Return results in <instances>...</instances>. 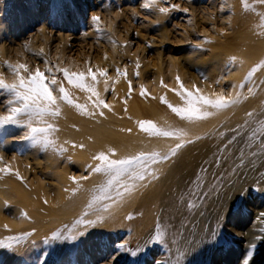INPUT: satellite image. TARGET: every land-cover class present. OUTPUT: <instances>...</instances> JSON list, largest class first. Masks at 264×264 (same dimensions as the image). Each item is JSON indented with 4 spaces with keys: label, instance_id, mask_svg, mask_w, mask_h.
Wrapping results in <instances>:
<instances>
[{
    "label": "rangeland",
    "instance_id": "1",
    "mask_svg": "<svg viewBox=\"0 0 264 264\" xmlns=\"http://www.w3.org/2000/svg\"><path fill=\"white\" fill-rule=\"evenodd\" d=\"M247 3L250 8L248 11H245L243 0H0V74H3L7 83L14 82L16 77L6 62L12 65L18 62L27 64L30 72H34L37 67L41 71L51 68L58 82H62L70 95H74L78 101L82 98L81 95L92 94L70 86L63 79L62 73L57 72V67L76 73H87L89 67L94 71L97 68L107 69L108 76H98L94 87L97 93L100 91L99 98L110 106H101L103 115L100 112L98 118L90 117L92 122L86 124L75 115L77 111H72L74 104L83 105L86 101L73 104L60 102L59 115L47 118V123L53 125L56 133L55 136L52 131L48 133L51 143L47 147L43 142L33 144L30 138H24L29 131L26 125L7 124L0 127V169H6L0 172V221L2 219L3 222L16 226V230H8L0 236V241L12 243L11 248L0 247V264H106L113 255L116 256L114 264H161L158 262L159 257L163 256L164 260H168L167 244L148 243L154 234L155 224L159 222L162 225L161 221L173 222L177 216L181 220L186 219L180 224L181 232L178 237L179 251L186 253L188 247L185 244L190 245L195 236L187 235L196 227L194 218L198 214H205L207 198L212 194L219 196L222 190H227L229 182L226 181L236 171V162L242 168H247L239 171L235 179L238 181L237 185L232 186L238 187L235 190L241 188L244 191L239 197L235 195L231 199L233 204L230 205V216L228 214L226 218L230 217L235 221H230L231 224L225 218L224 223L243 231L257 227L255 218L260 215L254 213L264 209V162H250L253 165L247 166L249 161L238 157L240 161L236 160L233 165L234 159L230 156H254L256 149L259 150V142L254 145L255 149L246 146V141H252L249 138L257 133L261 122H264V99L257 101V95L262 94L263 87L255 86L252 79L237 84L236 62L219 54V46H229L241 41L242 23L244 19H249V14H260L258 4H262L261 0H247ZM173 4H178L180 8L172 9ZM160 8H167L168 11L161 13ZM183 9H188V12L185 13ZM93 16L100 17L98 25L93 23ZM137 61L141 65L138 70ZM256 66L254 64L249 71ZM117 68L121 73L126 70L127 76L117 75ZM137 71L139 76L136 75ZM263 73L264 68H258L252 77ZM177 76L187 90L195 92L199 89L200 94L212 99L217 94L235 96L239 92L243 99L246 97L245 100H251L254 105L245 104L244 100L231 107L234 112L227 115L229 119L226 118L222 123L225 124L230 119L234 121L224 129L215 126L205 134L203 141L208 137L210 141L206 144L202 141L199 144L200 150L194 151L196 163L191 164L183 175L166 182L167 187L160 195V206L154 212L157 222L138 235L137 223L144 213L133 211L135 208L140 210L139 201L143 200L142 195L160 178L153 168L156 176L151 179L149 176L147 181H135L138 182L137 187L125 198V203H133L131 206L123 210L113 207L111 215L107 213L108 216L104 217V222L80 230L84 235L79 236V231L70 230L67 226L69 221L47 225L38 230L37 223L27 215L28 210L18 204V201L24 199L22 196L31 192H37L39 196L41 193V203L48 209L51 205L53 209L52 219H59L62 215L58 212L72 209L61 204V194H65L64 198L68 197L65 199L67 203L70 188L81 189L87 185L102 195L96 189L108 179L103 174L89 170V166L99 163L94 159L100 153V150L95 149L94 138L88 137L87 144L75 141L66 143V148H76L84 154V157L74 160L65 155L61 144L55 141L62 135L58 133L62 130L61 126L75 128L87 125L95 129L93 135L86 133L87 136H108L112 125L119 123L118 120L110 119L109 113L120 110V113H124L122 116H125L126 107H143V116L132 126L141 132H144L140 128L143 121H152L159 127L151 107L159 110L166 119V124L177 123L178 115L169 107H177L174 101H170V98H175L174 93L181 90ZM129 81L133 89L131 92ZM88 82L92 83L90 78ZM242 84L245 85L243 88L240 87ZM249 89L252 91L249 92ZM144 90L145 94L142 95ZM162 97L166 102H162ZM9 99L11 97L0 90V115L8 114ZM132 101L136 102L131 103ZM236 112L240 113L239 117L233 115ZM249 113L252 115L249 116ZM77 115L83 118L82 114ZM129 129L132 130L128 127V132ZM250 133L252 135L249 136ZM233 137L235 140L229 144ZM109 153L112 158H117L112 151ZM198 158L202 159L199 161ZM17 174L23 179H18ZM73 176H86L87 179H82L77 184L71 179ZM126 180L127 178L123 181ZM252 180L257 182L250 185L247 191V186H243L245 182L240 185L242 187L239 186L241 181ZM147 182H150L149 186L146 185ZM131 183L129 181L130 187ZM135 190L143 191L138 201ZM111 195L115 196V190H112ZM73 196L74 194L71 197ZM33 198H36L35 194ZM166 200L176 202L180 207L165 206ZM89 201L91 199H86L85 202ZM73 202L68 203L72 205ZM82 204V201H78L76 206ZM183 207L187 208V213H183ZM246 214L249 218L244 219L245 224L239 229L236 222L242 220ZM129 216L131 219L127 218ZM74 218L75 213L69 219L73 222ZM183 225L186 226L185 229ZM25 233L30 235H24ZM54 233H59L60 238H52ZM71 235L79 237L75 240L67 238ZM20 236L23 239L19 242L7 240L8 237ZM217 238L211 249L207 246L202 254L211 255L214 252L215 256L219 249L222 255L219 256L218 252L216 258L214 257L216 264H225L224 255L231 256L227 264H241L245 255L242 246L244 240L234 233L226 234L224 229ZM120 242H127L130 249L139 248L140 251L135 255L122 251L117 253L116 245ZM171 248L169 245V250ZM197 253L196 251L194 255ZM208 264H212V261H208ZM258 264H261V260Z\"/></svg>",
    "mask_w": 264,
    "mask_h": 264
},
{
    "label": "bare ground",
    "instance_id": "2",
    "mask_svg": "<svg viewBox=\"0 0 264 264\" xmlns=\"http://www.w3.org/2000/svg\"><path fill=\"white\" fill-rule=\"evenodd\" d=\"M258 7L260 8V14L264 13V3L258 4ZM251 15L249 14V19L246 18V20H243L242 26H243V32L240 36L241 41L238 43H233L232 45L226 46L221 45L219 46L220 55L223 56L225 59L236 62V72L235 75L237 76L236 81L237 84H241L245 77L247 76L250 68L256 64L258 65L260 61L264 60V25L261 24V15ZM259 46V47H256ZM232 58H235L234 60ZM226 61V60H225ZM262 73V72H261ZM252 83L255 86H262V94L259 96L257 95V101L260 102L264 99V73L258 74L251 78ZM250 79V80H251ZM257 79V80H256ZM248 80V82L250 81ZM256 80V81H255ZM255 89V87H254ZM258 89V88H257ZM261 89V88H259ZM98 91V90H97ZM181 91V90H180ZM180 91H176L174 94L175 98H170V101L175 102V106L177 107H184L185 101L181 97V95L177 94ZM191 91V90H189ZM100 95V91H98ZM260 93V92H259ZM82 98H79L78 101H76L75 96H71L73 103L75 102H82L86 101L85 104L81 105L83 111H86L88 113H91L90 115L83 114L81 109H78L75 107L76 104H74V109L72 111H77L75 115L82 119L84 123L92 122L90 117L98 118V113H100L102 108H97L95 105V101L97 96L90 95L88 93H85ZM245 99L242 98V102ZM136 101H132L131 103H135ZM245 104H251V100H245ZM68 104V103H67ZM125 105V104H124ZM259 105V103H258ZM126 114L125 116H122V113H120V110L115 113H109L110 119L118 120L119 123L113 124L112 127L109 129V135L104 137L95 138L94 136H87L86 133L93 135L94 128L90 126H81L72 128L71 126L67 125L66 127H62V130L58 131V133H61L62 135L59 136L55 141L57 143H60L63 147V153L67 155L68 157L74 158V160H79L80 158L84 157L83 152L79 151L76 148H70L67 146L66 143H69V141H75L79 142L81 144H87L89 142L88 137L94 138V145L95 149L100 152L109 153L112 151L113 155L115 154V157L117 158H123L126 156H131L140 152H157L162 156H166L171 149L175 148L177 143H184L185 147L181 148L175 156H172L167 159L166 162H160L155 165H153V168L156 170L157 175L159 174V180L156 184H154L150 190H148L147 193H144L142 195L141 201H139V209L135 208L133 211L135 213L137 212H143L144 215L140 219V221L137 223L136 230L139 228V231L137 232L138 235H141L145 229H147L149 226L155 224L157 222V215L154 213L155 208H158L159 201H160V195L162 193V190L167 187V181L176 179V177L183 175L185 171L190 167L191 164L196 163V156L194 154V151L200 150L201 146L199 145L203 138L205 137V134L211 131V129L215 126L222 127L223 129L228 127L229 124H231L233 120H229V122H225V124L222 123L226 118L227 115L234 112L232 108L222 110L218 113H216L213 116L199 119L192 123H187V120L181 119L179 116L178 122L174 124H166V119L162 117L159 110H157L156 107L152 108V113L159 124L160 129L162 130H170L175 128H183L187 132V136L183 140V142H177L176 138H163V137H155L150 136L146 132H141L137 130L136 128H132L136 121H138L143 116L142 108H133L126 107ZM254 109V107H253ZM77 114H82L83 118L78 116ZM124 114V113H123ZM233 115L236 117H239L240 113L236 112ZM172 116V115H168ZM112 121V120H111ZM130 127L132 130L127 131V128ZM56 135L55 131L52 130L51 132ZM201 135V136H200ZM252 135V133L249 134V136ZM200 139L195 140V138L199 137ZM262 137L255 135V138L252 139V141L248 140L246 141V146L255 148V144L258 142H261ZM54 141V142H55ZM210 141V138L208 137L206 140L203 141L204 144ZM256 149V148H255ZM259 150L256 149L257 153L254 154V156H241L239 154H232L230 157L234 159L233 165L235 164L236 160H239V158L249 161L247 166L253 165L250 162L255 161H263L264 159V150L260 146L258 147ZM97 151H94L95 154H98ZM183 153V154H180ZM179 155V156H177ZM199 156L201 157V153H199ZM239 157V158H238ZM202 158H198L200 161ZM247 168V167H244ZM240 166V163H237L234 165V170H236L231 177H229V180L226 181V183L229 184V187L227 190H222L220 195L212 194L208 200V204L206 207L205 214L197 215L194 218L196 227L192 230H190L187 235L194 234V238L192 240V243L185 244V247H188L186 249V253L182 254L181 251H179L178 246V237L180 235V224L186 220H181L182 218L180 216H177V218L173 222H162L163 227L167 230V235L165 237L167 241V257L168 260L171 262V264H176L177 260L179 259L181 261V264H208V261H212V264H216V255H218L219 249L216 251V255L213 256L214 252H212L211 255H203L202 251L205 250V248L208 246L211 249L212 245L215 242H217V237L220 231L224 229L226 234L233 233L238 237L243 239V248L245 250V256L247 255L249 249L252 245H255V248L253 250V257L251 260V264H258L261 260V264H263L264 261V218H262V214H264V209H262L259 212L254 213V215L259 214L260 216H257V227L250 228L248 230H237L233 229L230 226H227L225 222L226 216L230 213V205L232 203L231 199L235 195L241 194L244 190H235L238 187L232 186L237 185L236 177L238 176V173L240 170H243ZM158 171V172H157ZM149 177V176H148ZM146 178V181L148 179ZM150 179L152 178L149 177ZM264 180V174L263 179ZM122 182V181H121ZM124 182V181H123ZM145 182V181H144ZM172 182V181H171ZM175 182V181H174ZM242 182H245L243 186H247L246 190L250 187V185H253L254 182H257V180L252 181H241L239 186L242 184ZM138 183V182H137ZM136 183V185H137ZM141 183V182H140ZM143 183V182H142ZM260 183V182H259ZM131 185V184H130ZM147 186L150 185V182L146 183ZM81 186V185H80ZM257 186V185H256ZM242 187V186H240ZM69 190V189H68ZM95 189H90L87 185L83 186V188H70V194H69V201H74L72 205H75L74 207L70 205L68 202H65V194H61L60 201L62 205H67L71 207L72 209H65L62 212H58L59 215H62L59 219H52V215L54 214L53 209L51 205L48 207H44V204L41 203L42 201V194L39 193V196L37 195V192H31L27 193L25 196H22L24 199L22 201H18V204L21 205L23 208H26L28 211L26 212L27 215H30L34 221L37 223V226L39 227L38 230L44 229L47 225H53L59 222H67L68 228L72 231H80L83 230V225L79 226L78 229H72V224L75 220L81 219L83 217V213L85 209L87 208V202L86 199H91L95 196L98 199V202L101 204H109L111 205L113 201L111 199L105 198V193L102 192V195L97 194L94 192ZM137 201L140 199V195L143 191L135 190ZM237 191V192H235ZM15 193H18V190L14 191ZM234 192V193H233ZM233 193V194H232ZM264 193V190H263ZM36 195V198H33V195ZM74 194L73 197H71ZM93 197H91V196ZM223 195V197H222ZM68 196V194H67ZM128 195L127 197H129ZM236 196V197H237ZM239 197V196H238ZM17 199V197H15ZM83 199V200H81ZM101 199V201L99 200ZM77 200V201H76ZM103 200V201H102ZM78 201H82L83 204L80 206H76ZM1 202V201H0ZM45 202V199H44ZM49 201L47 202V204ZM132 202H123L117 205V208L120 210H123L124 208H127L131 206ZM233 204V203H232ZM165 206H174V207H180V205L176 202L171 201H165ZM254 211V210H253ZM75 213V218L73 222L69 219L70 216ZM183 213H187V208L183 207ZM219 213V215H217ZM104 217H107V213L102 214ZM230 216V214H229ZM90 220L96 221L98 219L97 215L94 214V211H90L89 215L87 217ZM249 216L246 214L242 220H239L236 222L238 225L237 227L239 229L242 228V226L245 224L244 219H248ZM114 219V218H113ZM105 220V219H104ZM108 221V220H107ZM111 221V219H110ZM226 221L229 223L234 222L235 220L233 218H226ZM231 221V222H230ZM104 222V221H103ZM66 223V222H65ZM201 223V224H200ZM232 224V223H231ZM175 226L174 228L172 226ZM44 227V228H43ZM186 226L183 225V229H185ZM8 230L14 231L16 230V226L10 225L7 222H3L2 219L0 221V236L4 233H7ZM70 230H66L70 232ZM229 231V232H228ZM215 233V235H213ZM169 245L172 247L171 250H169ZM198 252L196 255H194L195 252ZM193 254V255H191ZM222 255V252H219V256ZM213 257V258H210ZM215 257V258H214ZM242 263L243 264V260ZM211 259V260H210ZM223 259H225V264L229 263L228 261L231 260V256L224 255ZM164 260V257L161 256L158 258V262L161 263Z\"/></svg>",
    "mask_w": 264,
    "mask_h": 264
},
{
    "label": "snow or ice",
    "instance_id": "3",
    "mask_svg": "<svg viewBox=\"0 0 264 264\" xmlns=\"http://www.w3.org/2000/svg\"><path fill=\"white\" fill-rule=\"evenodd\" d=\"M264 3V0H261ZM245 11L250 10L247 0H243ZM147 7V5H145ZM172 9H179L180 6L178 4L171 5ZM159 11L161 13H166L168 11L167 8H160ZM185 13L188 12V9H183ZM261 24L264 25V13H261ZM94 24H99L100 17L93 16L92 17ZM97 31H100L97 28ZM114 43V41H113ZM127 42H125V46ZM151 46L150 44L148 45ZM233 60L235 58H232ZM7 67L14 72L16 80L12 83H7L3 78V74H0V90L5 91L11 99L7 101L8 104V114L0 115V127L7 124H23L26 125L29 129L28 133L24 138H30L33 144L44 143L45 147H47L51 141L48 139V133L53 129V125L47 123V118L55 117L60 113V102H67L68 104H73V100L71 98L68 90L63 86L62 82H58L56 75L52 72L51 68H47L46 71H41L39 67L35 69L34 72L29 71V67L24 63H17L16 65H12L7 63ZM137 70L141 67L139 61H137ZM258 68H264V60L260 61V63L254 67L251 71L248 72L245 77V81H248L252 78L254 73L258 70ZM117 75L127 76L126 70L121 73L120 69L117 68ZM57 72L62 73L63 79L67 81L70 86L75 88H79L82 91H87L94 96H97L96 101L94 102L96 107L109 108L110 106L106 103L105 100L99 98V94L96 92L94 87L95 82L100 77H107L108 70L107 69H99L97 68L95 71L89 67L87 73L85 72H70L67 68L60 69L57 67ZM23 73H28L25 76ZM139 76V71L136 73ZM89 78L92 83H89ZM177 83L180 85L181 91L178 93L185 101L184 107H171L172 111L176 113L181 119L187 120L189 122H195L199 119H204L210 116L215 115L216 113L234 107L242 102V93H237L235 96H226L223 94H217L215 99H212L208 96L200 94V90L196 89L195 92L189 91L183 87V83L180 80L179 76H177ZM162 86L163 81H161ZM245 85H240L243 88ZM132 85L131 81H129V91L131 92ZM145 91H142V95L145 94ZM175 91V90H173ZM252 89H249L251 92ZM162 102H166V100L162 97ZM246 99V97L244 98ZM75 107L81 109L83 114L90 115L86 111H83L82 106L76 104ZM103 115V112L100 113ZM249 116L252 113L248 114ZM34 124H45L44 127L34 126ZM140 128L148 133L150 136L155 137H163V138H176L177 140L183 141L187 136V132L183 128H175L170 130H162L156 126V124L152 121H143L140 123ZM129 131H131L129 129ZM259 134L261 139V148L264 150V122H261V125L257 131V133L253 134V137L249 139H253L255 135ZM199 139V137L197 138ZM235 140V137L232 138L228 143L231 144L232 141ZM80 147H83L81 145ZM185 147L184 143H177L175 148L171 149V151L166 155L162 156L157 152L145 153L140 152L138 154H134L131 156H126L123 158H112L110 153L100 152L98 155L94 156V159L99 161L98 164L94 166H89V170L93 173H99L106 176L108 179L102 184L96 191H101L105 193L106 199H111L113 203L109 204H99L98 199L94 196L91 201L88 202L87 208L83 213V217H87L90 211H94V214L97 215L98 219L96 221L93 220H85L83 217L81 219H77L72 224V229H78L79 226L83 225L84 228L89 226H95L97 223H102L104 221L103 213H108L111 215V209L120 203H123L125 198L130 195L133 190L137 187L135 181H143L148 176H156L155 171L153 170L152 165L155 163H160L168 158L175 156L177 152ZM6 171V169H0V172ZM18 179H23L19 177ZM127 180L121 184V181ZM71 179L79 184L80 180L87 179V177L77 178L75 176L71 177ZM129 181L131 183V187L129 186ZM120 184L123 188L121 191V187H116V185ZM112 190H115V196L111 195ZM191 207V205H189ZM131 219V216L127 217ZM262 218H264V214H262ZM175 227L174 225L172 226ZM83 231H79V236L84 235ZM24 235H30V233H25ZM167 235V230L157 222L154 228V234L150 237L148 243H159L162 245H166L167 241L165 239ZM215 235V233H213ZM79 236L71 235L70 238L72 240L77 239ZM52 238H60L59 233H54ZM23 239V236L20 237H8L7 240L10 242H19ZM0 247H12V243H5L4 241H0ZM117 253L119 252H130L131 255L137 254L140 251L139 248L132 250L129 248L127 242H120L116 245ZM255 245H252L249 249L247 255L243 260V264H251V260L253 257V250ZM116 256H111L106 264H114ZM43 264V262H41ZM161 264H171L170 261L165 260L162 261ZM176 264H181V261L178 259Z\"/></svg>",
    "mask_w": 264,
    "mask_h": 264
}]
</instances>
